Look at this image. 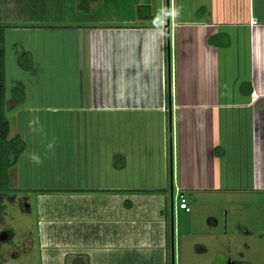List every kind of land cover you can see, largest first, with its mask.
Instances as JSON below:
<instances>
[{"label":"crops","instance_id":"obj_1","mask_svg":"<svg viewBox=\"0 0 264 264\" xmlns=\"http://www.w3.org/2000/svg\"><path fill=\"white\" fill-rule=\"evenodd\" d=\"M84 1L0 0L39 264H175L178 194L259 196L264 240V0Z\"/></svg>","mask_w":264,"mask_h":264},{"label":"rangeland","instance_id":"obj_2","mask_svg":"<svg viewBox=\"0 0 264 264\" xmlns=\"http://www.w3.org/2000/svg\"><path fill=\"white\" fill-rule=\"evenodd\" d=\"M86 4L82 2L79 10ZM14 195L0 199V263L23 264L24 253L31 251L29 264H39L38 243L24 234V227L32 228L33 216L24 222L25 208L17 207ZM193 196L188 197L191 213L181 218L178 236L175 230V264H264V240L255 233L246 235L259 217L252 210L259 196L218 192L195 200ZM211 219L217 222L212 227Z\"/></svg>","mask_w":264,"mask_h":264},{"label":"trees","instance_id":"obj_3","mask_svg":"<svg viewBox=\"0 0 264 264\" xmlns=\"http://www.w3.org/2000/svg\"><path fill=\"white\" fill-rule=\"evenodd\" d=\"M84 2L87 3V0ZM24 149L25 144L19 137L9 139V123L5 115L4 53L0 31V199L11 196L9 169Z\"/></svg>","mask_w":264,"mask_h":264},{"label":"built area","instance_id":"obj_4","mask_svg":"<svg viewBox=\"0 0 264 264\" xmlns=\"http://www.w3.org/2000/svg\"><path fill=\"white\" fill-rule=\"evenodd\" d=\"M177 199H178V207L180 209H184L186 212H188L189 208L187 206L186 199L183 197V195L182 194H178L177 195Z\"/></svg>","mask_w":264,"mask_h":264},{"label":"clouds","instance_id":"obj_5","mask_svg":"<svg viewBox=\"0 0 264 264\" xmlns=\"http://www.w3.org/2000/svg\"><path fill=\"white\" fill-rule=\"evenodd\" d=\"M30 123H31V122H30ZM49 147H52V145L50 144ZM30 159H31L32 162L35 163V164H39V163H41L39 156L36 155V154H32V155L30 156Z\"/></svg>","mask_w":264,"mask_h":264}]
</instances>
